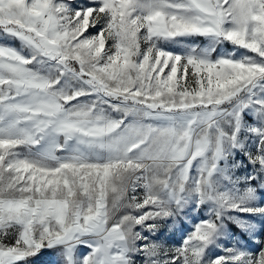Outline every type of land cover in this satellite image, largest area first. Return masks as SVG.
<instances>
[{"label":"snow or ice","instance_id":"obj_1","mask_svg":"<svg viewBox=\"0 0 264 264\" xmlns=\"http://www.w3.org/2000/svg\"><path fill=\"white\" fill-rule=\"evenodd\" d=\"M0 41V264H264V0H0Z\"/></svg>","mask_w":264,"mask_h":264},{"label":"rangeland","instance_id":"obj_2","mask_svg":"<svg viewBox=\"0 0 264 264\" xmlns=\"http://www.w3.org/2000/svg\"><path fill=\"white\" fill-rule=\"evenodd\" d=\"M77 3H87L88 0H76ZM90 31H95V29H90ZM3 42V41H0ZM198 43L201 41H197ZM13 44V46L19 47L18 41H12L10 42ZM168 50L172 51H182L184 45H176V44H169L165 45ZM202 217L201 212H193L190 214L189 217L182 219L181 221H178L174 225H170L166 229H162V236L161 239L166 241L169 245H177L183 235L191 228L192 223L196 219H200ZM244 218L252 219L256 223H260L259 218L254 217H247L245 215ZM229 233L230 238L225 239L223 241V244L225 246H231L234 243L239 242L240 245H242L245 248H249L253 251H256L259 249V243L253 242V240L247 236L246 234L242 233L234 224H229ZM256 240L257 241H264V232L258 231L256 234ZM87 251L86 249H78V252ZM219 252L220 249H217ZM57 257L52 252H47L45 254H42L40 256L32 258L33 264H53V261H55Z\"/></svg>","mask_w":264,"mask_h":264}]
</instances>
